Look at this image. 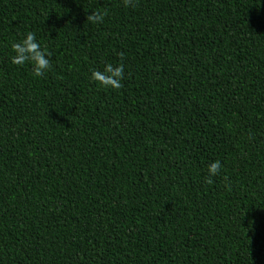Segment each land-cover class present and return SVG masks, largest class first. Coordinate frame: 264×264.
Wrapping results in <instances>:
<instances>
[{
    "label": "trees",
    "instance_id": "16d2710c",
    "mask_svg": "<svg viewBox=\"0 0 264 264\" xmlns=\"http://www.w3.org/2000/svg\"><path fill=\"white\" fill-rule=\"evenodd\" d=\"M0 264H264V0H0Z\"/></svg>",
    "mask_w": 264,
    "mask_h": 264
},
{
    "label": "clouds",
    "instance_id": "9594fccd",
    "mask_svg": "<svg viewBox=\"0 0 264 264\" xmlns=\"http://www.w3.org/2000/svg\"><path fill=\"white\" fill-rule=\"evenodd\" d=\"M122 3L124 7L135 6V0H122ZM106 15L107 11L101 12L98 10L88 15L87 21L93 24H100L103 23ZM11 48L14 53L11 59L13 65L31 63L36 77H41L50 70L51 62L48 57L51 53L47 52L46 48H41L35 33L29 31L21 41L14 42ZM119 55L122 61L123 53ZM124 75V65L122 62L117 66L108 63L104 66L103 71L92 70L90 79L103 87L120 89L123 86L122 80L124 79ZM221 167L220 161L212 162L208 166V177L205 182L208 184L213 183L212 177L219 175ZM225 180H227V177H225ZM226 187L230 190V184H226Z\"/></svg>",
    "mask_w": 264,
    "mask_h": 264
}]
</instances>
